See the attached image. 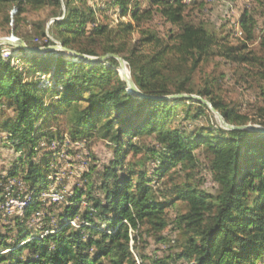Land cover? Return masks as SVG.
Masks as SVG:
<instances>
[{"label": "trees", "instance_id": "trees-1", "mask_svg": "<svg viewBox=\"0 0 264 264\" xmlns=\"http://www.w3.org/2000/svg\"><path fill=\"white\" fill-rule=\"evenodd\" d=\"M104 4L126 16L131 0H107ZM10 5L16 6L19 14L26 6H52L57 10L55 17H63L54 22V35L66 49L96 58L119 56L129 65L131 78L144 95L157 99L182 94L210 98L207 101L226 123L234 124L231 112L212 98L210 85L202 91L194 89L193 76L218 47L221 54L242 63L254 59L246 55L232 56L233 51L220 44L209 27L187 22L182 0L151 1L168 23L179 27L173 44L151 33L129 51L123 41L133 26L120 23L116 30L98 26L96 7L89 0H0V12ZM131 13L134 19L142 16L138 9ZM89 24L93 25L91 30L86 29ZM147 47L153 49L145 51ZM2 50L0 107L12 110L13 116L1 122L0 129L8 134L13 148L22 155L16 165L22 166L23 155L30 160L23 180L31 191L39 194L47 187L49 161L46 157L39 163L32 159L40 140L52 135L42 131L59 115L70 117L73 138L96 134L114 145L115 150L104 168L99 187L103 198L88 192L93 205L83 211L81 204L86 193L75 191L72 205L64 209L57 228L39 235L20 236L13 247L5 245L10 252L0 257V261L5 264H94L106 259L109 264H137L131 243L136 244L141 228L161 234L173 225L185 236L177 260L190 264H264V134L233 131L237 136L232 138L213 128H199L189 134L174 127L172 120L181 107L188 108V118L201 119L207 109L203 103L142 99L128 93L115 68L106 63L73 62L80 58L68 53L66 58H45L14 48L26 58L30 56L25 58L30 65L26 75L12 65L10 58H4ZM107 62L117 63V60ZM36 74L51 76L55 86L52 95L56 98L51 106L44 101L48 89L40 87L39 80L30 78ZM120 74L124 79L121 69ZM194 104L197 109L191 114ZM260 112L264 117V108ZM260 124L264 129V121ZM142 136L151 137L158 147L148 152L158 162L160 176L176 168L195 169L200 162L197 151L203 147L219 186L218 192L212 195L187 182L170 189L173 199L165 195L160 201L146 180V172H135L131 162L126 163L128 155L139 149L133 139ZM176 201L187 202L188 209L170 221L165 211ZM34 204L28 206L27 213ZM79 216L82 224L72 227L71 221ZM159 241L165 240L159 237ZM25 251L28 255L22 259L20 256ZM157 264L168 263L158 261Z\"/></svg>", "mask_w": 264, "mask_h": 264}, {"label": "rangeland", "instance_id": "rangeland-1", "mask_svg": "<svg viewBox=\"0 0 264 264\" xmlns=\"http://www.w3.org/2000/svg\"><path fill=\"white\" fill-rule=\"evenodd\" d=\"M106 1L89 0V4L96 7L97 25H106L116 30L120 23L131 24L133 30L123 41L128 51L137 48L141 40L151 33L157 34L159 38L171 44L176 41L179 27L168 23L161 16L157 7L151 5L152 0H131L130 12L126 16H122L118 9L106 6L104 4ZM182 3L186 7L187 22L209 27L216 33L220 44L233 51L232 56L246 55L254 59L242 63L240 60L221 54L222 50L219 47L215 48L211 57L196 70L193 76L194 89L202 91L210 85L213 91L212 98L233 115L235 121L231 126L251 125L263 128L260 123L264 121V117H261L260 109L264 108V0H182ZM98 8L101 11H98ZM135 9H138L139 14L142 15L138 19L131 16V12ZM56 12L57 10L52 6L39 8L26 6L19 14L18 8L10 5L0 12V40L9 38L22 40L31 45H27L29 48L44 49L38 56L45 58H66V53L74 55L69 51L52 49L54 46L64 47L54 35V22L63 19V17H55ZM92 28L93 25L89 24L86 29ZM0 48H3L4 58H10L12 65L27 75L30 65L25 61L26 56L20 51L13 50L12 47L0 46ZM152 49L153 47H147L144 50ZM106 65L113 66L118 73L117 77L123 81L120 76L122 68L118 61L106 62ZM125 67L130 73L127 63ZM30 78L39 80L40 87L48 89L44 101L46 105L51 106L56 99L52 95L55 86L50 80L51 76L36 74ZM194 105L189 112L191 114L196 112L197 105ZM187 113L188 108L181 107L171 124L189 134L195 129L213 128L229 137L237 136L235 132L222 127L219 117L209 107L206 109V115L199 120L188 118ZM11 116H13L12 110L0 107V123ZM70 128V117L62 114L56 121L49 122L48 127L42 131L43 134L52 135L43 137L34 149L35 155L32 161L39 163L44 157L49 161L47 187L39 194L31 191L23 180L30 160L25 159L27 156L23 155L22 166L16 165V161L22 155L15 151L8 134L0 129V205L10 202L9 208L5 207L3 210L0 208V257L10 252L4 248L5 245L13 247L20 236L26 233L39 235L50 228H57L61 223L60 216L64 209L72 205L71 197L75 191L81 190L86 193L82 198L83 211L93 205L89 200L88 192H91L93 197L103 198L99 187L103 182L104 168L113 158L115 146L96 134L73 138ZM133 141L139 149L128 155L126 163L131 162L135 172H146V180L150 181L149 184L160 201L164 200L165 195L173 199L170 189L174 185H183L187 182L199 186L212 195L218 192L219 186L214 180L203 147L197 151L200 162L195 169L176 168L172 173L160 176L157 174L158 162L148 152L149 149L158 148L152 142V138L142 136L134 138ZM14 172L15 175L12 176ZM16 180L22 182L23 186H18ZM7 195L27 204L26 209L16 208L12 211L11 201L14 199L6 198ZM30 204L34 206L30 213H27ZM187 209V202L176 201L173 206L166 209L165 217L174 221ZM81 224L80 216L71 221L74 228H78ZM130 232H133L132 229ZM137 235L136 244L131 243V252L137 264H157L158 261L168 264H190L188 261L176 259L183 247L185 236L175 226L168 227L161 234H154L149 228L143 227ZM159 237H163L165 241H159ZM21 246L22 244L19 248ZM27 255L28 252L25 251L20 257L24 259ZM0 264L5 263L0 261ZM94 264H109V261L103 259Z\"/></svg>", "mask_w": 264, "mask_h": 264}, {"label": "water", "instance_id": "water-1", "mask_svg": "<svg viewBox=\"0 0 264 264\" xmlns=\"http://www.w3.org/2000/svg\"><path fill=\"white\" fill-rule=\"evenodd\" d=\"M0 46H7V47H14V48L23 49L27 53H30V54H40L44 51V49L29 48L25 42H23L22 40H19V39H15V38L0 40ZM52 49L72 52L75 56L80 58V61H73V62H77V63H86V64L97 65V64H105L109 59H116L118 61V63L120 64L121 68L128 72V69L125 67L126 62L124 61L123 58H121L119 56L107 55L104 57L96 58V57L78 54L77 52L71 51V50L66 49L62 46H54V47H52ZM123 81L127 85L128 93L136 95L139 98L148 99L151 101H160V102H164V101H170L171 102V101H175V100H192L195 102H200V103H203L204 105H206L207 107H209L219 117L221 125L224 129L231 130V131H249V132L264 134V129L260 128V127L251 126V125L245 126V127H234V126L227 124L226 121L224 120V118L221 116L220 112H218L212 106V104H210L206 99H203L199 96L182 94V95H176V96H171V97L161 98V99L151 98L149 96L144 95L143 93H141L138 90V88L136 87V85H135V83L131 77L123 79Z\"/></svg>", "mask_w": 264, "mask_h": 264}, {"label": "bare ground", "instance_id": "bare-ground-1", "mask_svg": "<svg viewBox=\"0 0 264 264\" xmlns=\"http://www.w3.org/2000/svg\"><path fill=\"white\" fill-rule=\"evenodd\" d=\"M72 55V54H71ZM73 56H75V55H73ZM75 57H77V56H75ZM79 58V57H78ZM122 71H123V75H124V79H126V78H130V74H129V72H127V71H125L124 69H122ZM55 194V193H54ZM9 199V198H8ZM52 200V199H51ZM18 201V200H17ZM56 201V200H55ZM10 202H7V203H4V204H1L0 205V208L3 210V209H5V207H8L9 208V206H10V204H9ZM11 205H13L14 206V200L13 201H11ZM27 206V204H25L24 203V205H22V207L20 208L21 210H23L25 207Z\"/></svg>", "mask_w": 264, "mask_h": 264}, {"label": "built area", "instance_id": "built-area-1", "mask_svg": "<svg viewBox=\"0 0 264 264\" xmlns=\"http://www.w3.org/2000/svg\"><path fill=\"white\" fill-rule=\"evenodd\" d=\"M16 184H18V186H23L22 182H18L17 180L15 181ZM6 198H9V199H14V206H12V211L14 209H20L22 207V205H24V203H21L20 201H17V199L13 198V197H9V195H7Z\"/></svg>", "mask_w": 264, "mask_h": 264}]
</instances>
